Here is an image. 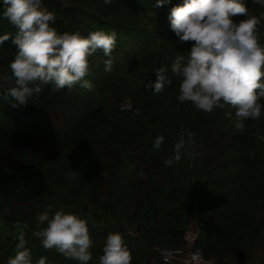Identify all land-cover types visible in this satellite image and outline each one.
I'll return each mask as SVG.
<instances>
[{"label": "trees", "instance_id": "trees-1", "mask_svg": "<svg viewBox=\"0 0 264 264\" xmlns=\"http://www.w3.org/2000/svg\"><path fill=\"white\" fill-rule=\"evenodd\" d=\"M43 1L60 17L53 25L60 33L115 29V63L112 72H105L103 61L107 57L98 52L101 58H90L91 64L98 63L96 75L93 79L86 77L93 84L92 90L77 84V90L73 87L52 93L72 94L81 104L77 109L68 108L65 99L63 103L56 97L45 101L49 87L30 98L27 105L16 107L5 101L4 90L0 91V150L5 151V142L10 139H18L15 143L19 145L13 168L3 157L0 159V264H7L9 257L15 256L21 237L34 262L45 256L47 264H78L54 250H44L33 234L40 227L37 217L49 205L50 215L61 209L85 218L91 213L89 230L94 243L89 264H98L110 232L123 235L132 264H165L157 247L182 242L197 214V245L209 251L207 256L221 249L234 253L233 243L239 238L254 245L264 240V221L258 220V210L264 207V140L257 138L264 136V112L258 121H246L243 133L234 130V109L206 114L191 105L179 117L167 116L169 106L175 110L169 99L179 92L170 65L178 52L185 54L192 46L191 42H179L171 30L170 7L165 6L160 13V30H147L142 27L145 19L141 15H137L138 20L133 14L127 18L107 6L90 10L104 5L103 0H73L69 6L58 0ZM112 2L133 8L131 0ZM244 2L250 14L264 13V7L253 0ZM143 3L149 5L148 1ZM116 21H124V39L116 29L119 26L113 24H119ZM15 31L0 15V35ZM257 35L264 44V21ZM11 50L16 53L15 46ZM161 65L169 67L172 83L155 94L145 85L155 79V70ZM126 101L132 106L129 110L122 105ZM87 130L96 141L79 148L83 152L72 158L70 149L74 148L65 146H70L73 135H85ZM184 130L195 133L191 151L197 155L185 153L178 163L168 166L165 161L174 155V144ZM159 135L165 139L154 151L152 142ZM127 139L131 146L128 154V146H120ZM37 141L40 147L54 142L57 149L46 154L31 146ZM21 146L35 153L26 167L18 163L21 155L27 157ZM133 200L137 207L130 223L139 224L135 236L124 225ZM234 223H243L241 237L234 236Z\"/></svg>", "mask_w": 264, "mask_h": 264}, {"label": "clouds", "instance_id": "clouds-1", "mask_svg": "<svg viewBox=\"0 0 264 264\" xmlns=\"http://www.w3.org/2000/svg\"><path fill=\"white\" fill-rule=\"evenodd\" d=\"M169 0H156L162 7ZM111 5L112 0H103ZM264 7V0H253ZM2 17L15 28V34L0 35V46L11 40L16 47L9 64V87L3 93L12 106L27 105L49 87L51 93L72 89L75 85L92 90L90 58L102 52L104 71L114 68L113 50L117 32L95 30L87 36L80 32L60 33L53 27L55 13L45 7L43 0H2ZM242 17L241 19H234ZM170 28L181 43L191 42L190 50L175 56L170 71L178 79L180 103L189 102L197 111L212 114L215 110L234 109V130L243 133L246 121H258L264 112V44L257 28L264 13L250 14L244 0H183L171 9ZM169 67L155 70V79L146 84L155 94L164 91L172 81ZM231 116V113H228ZM195 133L184 130L174 144V155L165 161L171 166L183 154L195 156ZM264 140V136L257 137ZM163 135L152 142L154 151L164 142ZM143 176V173H140ZM52 205L38 217L40 227L34 231L46 251L54 250L67 260L89 264L93 259V240L89 230L91 213L79 214L57 210L50 215ZM21 237L16 254L7 264H47L41 256L34 262L32 252ZM193 259H198L193 257ZM98 264H132V254L119 232H110L104 241Z\"/></svg>", "mask_w": 264, "mask_h": 264}, {"label": "rangeland", "instance_id": "rangeland-1", "mask_svg": "<svg viewBox=\"0 0 264 264\" xmlns=\"http://www.w3.org/2000/svg\"><path fill=\"white\" fill-rule=\"evenodd\" d=\"M60 1V0H58ZM73 0H61L60 2L63 4V6H69L71 4ZM133 1L131 6H133L132 9H129L127 6H125L123 3H117V4H112L111 5H101L100 7H94V9H90L91 11H95V10H100L102 8V6H107L108 8L110 7L115 13H119L121 16H125V17H129L131 14L133 15H136V20H138V16L137 15H141V17H143L145 19V23L142 24V27L146 28L147 30H152V29H159V24H160V13L162 12V10L165 8V6H169L170 9H172L173 7L177 6V5H180L182 2V0H169L168 4L165 3L162 7H156V0H144L145 3H147V1L149 2V5H145L143 3V0H131ZM44 2V1H43ZM2 3V0H0V4ZM167 4V5H166ZM44 5L45 7H47L50 11L54 12L55 13V16H56V21L60 20V17L57 16L56 14V10L54 9V7H50L48 6L47 4H45L44 2ZM151 8H154V9H151ZM140 13V14H139ZM106 15V14H105ZM106 18V17H104ZM55 21V22H56ZM108 21H112L111 19H109ZM118 22L119 24H116L115 22H113L114 25H118L119 27L116 28L119 33H123V37L122 35L120 36L122 39H124V33H126L125 31H121V29H124L123 25H124V21H116ZM123 27V28H122ZM135 27V26H134ZM160 30V29H159ZM158 30V31H159ZM162 30V29H161ZM91 32V31H89ZM89 32H82V35L86 36L89 34ZM127 34V33H126ZM132 34H134V32H129V35L132 36ZM10 35H14V33H11ZM7 46L8 49L10 50H7L5 49L3 46ZM0 46V91H5L7 89V87H9L11 81L8 80L6 81L5 80V77H9L11 75V72H10V69H9V64L10 62L14 59L15 57V54L11 49L14 47V45L9 42H5V44ZM96 56H98L99 58H101L99 56V54L97 53L96 55H94L92 58L93 59H96ZM98 59V58H97ZM97 61V60H96ZM91 59H90V63H91ZM91 67H94V70H91V74L89 75V79H93L94 77V74L96 75V68L98 67V63L97 64H94L92 63L91 64ZM94 71V72H92ZM96 71V72H95ZM93 76V77H92ZM167 86V85H166ZM165 86V87H166ZM76 90H77V87H74ZM179 93V92H178ZM46 97H45V101L51 99V98H57L56 101L58 100H62V103H63V99H65L66 101H69V104H68V108H71V107H74L77 109L80 108L81 104L77 102V99L72 96V94H62L60 96L58 95H53L51 92L49 91H46ZM177 96L178 94L177 93H174L169 101L170 103L172 104L173 108H175V110L173 111L172 107L169 106V109H168V113L167 116L169 115H172V116H181L183 115L184 111H186L189 107L191 106V104L189 102H184V103H180L178 100H177ZM175 97V98H173ZM32 99V98H31ZM129 102L130 101H126L124 102L122 105L124 106V110L126 109H131V107H129ZM33 103H36V102H33ZM61 107H63V105L61 104ZM193 107V106H192ZM55 108V106H54ZM178 108V109H177ZM53 109V108H51ZM63 109V108H62ZM56 110V108H55ZM171 116V117H172ZM59 115L56 117V119L54 120V124H56L58 122L57 119ZM55 118V117H54ZM90 131L87 130V133L85 135H79L78 136H74L73 135V139L71 140L70 142V146H65V147H73L74 149H70V153L73 152L72 155V158L78 156L79 154H81L83 152V150L79 149V148H82V147H85V146H89L90 144L94 143L96 141V137L95 136H92L89 134ZM130 134V133H129ZM131 135V134H130ZM18 139H10V140H7L5 142V145H4V148H5V151L2 153L1 150H0V159L1 157H3L2 159L5 161V163H11L12 167L13 168V165L14 164V159L15 156H16V153L17 155L18 154V147L19 145H17L16 143H18L17 141ZM16 142V143H15ZM128 145H130V140L127 139V141L125 142H121L120 146L125 148L127 147ZM11 146H13L11 148ZM31 146H36L38 147L42 152L44 153H48V152H51L52 150L54 149H57L56 148V145L53 143H49V145H45L43 147H40L38 141L36 144H31ZM22 149L24 150L23 152L25 153V155H27V157H23L21 155V159L19 158L18 160V163L19 164H23L24 166L26 165V163H29L32 158L35 156V153L29 149V152L27 149H25V147L21 146ZM63 147V148H65ZM11 148V149H10ZM13 152L15 153V155H12V153L10 152ZM131 150V146H128V148L125 150L126 154H128V152ZM74 151H76L74 153ZM71 155H69L68 157L70 158ZM31 163V162H30ZM26 167V166H25ZM137 206L135 205V200L132 201L131 203V207H130V210H129V214L127 216V221L125 222V228L128 230V233L132 234V235H137L136 231H137V227L139 226L138 223H130V218L135 210ZM196 217L199 219L198 217V214L196 215ZM196 217H193L192 218V221L191 223L188 225L187 227V232L184 234V237H183V240L182 242H180L178 245H175V246H167V245H160L157 247V250L158 251H163V252H171V253H179V254H182L183 256H187L188 254H191L192 252H195V253H200L201 255H203L204 259H206V262L207 263H204V264H234L236 261L234 260H238V258H241L239 257L240 254H249L250 256L249 257H252V254H259L257 252H259V249H261L260 247L261 246H264V240H260L258 242V245H254L252 243H249L248 241H246V239H242V238H239L237 241H235L233 243L234 245V249H235V252L234 253H228V251L224 250V249H221L220 251H217L216 254H213V255H209L207 256V250L204 251V248H199L198 247V240H199V237H200V229H199V222L197 220ZM258 220L259 221H264V207H261L259 208L258 210ZM243 223H234L231 225V227L235 230H237V232L235 231L234 232V236L236 237H241V233L242 231H244L243 229ZM191 234H197L198 235V239L193 243L191 244V241H193V235L191 236ZM196 236V235H195Z\"/></svg>", "mask_w": 264, "mask_h": 264}, {"label": "built area", "instance_id": "built-area-1", "mask_svg": "<svg viewBox=\"0 0 264 264\" xmlns=\"http://www.w3.org/2000/svg\"><path fill=\"white\" fill-rule=\"evenodd\" d=\"M192 235H193V239H192L193 241H191V244H193L198 239L197 234H191V236ZM160 255H161V260L165 264H174V263H178V264H204V263H207L206 259H204L203 255H201L200 253H195V252H192L191 254H188L187 256H183L182 254H179L176 252L171 253V252L160 251ZM193 257H197L198 259H193ZM210 264H212V263H210Z\"/></svg>", "mask_w": 264, "mask_h": 264}, {"label": "crops", "instance_id": "crops-1", "mask_svg": "<svg viewBox=\"0 0 264 264\" xmlns=\"http://www.w3.org/2000/svg\"><path fill=\"white\" fill-rule=\"evenodd\" d=\"M61 1V0H60ZM259 254H252V257H249V254H240L238 260L234 264H264V246L260 247Z\"/></svg>", "mask_w": 264, "mask_h": 264}]
</instances>
